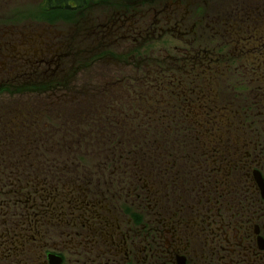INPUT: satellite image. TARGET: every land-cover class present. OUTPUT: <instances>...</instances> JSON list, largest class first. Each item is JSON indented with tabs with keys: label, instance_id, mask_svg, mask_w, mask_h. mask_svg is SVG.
I'll list each match as a JSON object with an SVG mask.
<instances>
[{
	"label": "flooded vegetation",
	"instance_id": "flooded-vegetation-1",
	"mask_svg": "<svg viewBox=\"0 0 264 264\" xmlns=\"http://www.w3.org/2000/svg\"><path fill=\"white\" fill-rule=\"evenodd\" d=\"M81 2L0 0V82L16 75L0 94L27 85L25 64H60V13ZM233 15L248 14H218L212 50L189 12L157 20L158 37L184 40L182 64L102 91L119 106L86 110L78 129L57 99L15 111L0 137V264H264V28ZM134 23L123 37L151 41Z\"/></svg>",
	"mask_w": 264,
	"mask_h": 264
},
{
	"label": "rangeland",
	"instance_id": "rangeland-1",
	"mask_svg": "<svg viewBox=\"0 0 264 264\" xmlns=\"http://www.w3.org/2000/svg\"><path fill=\"white\" fill-rule=\"evenodd\" d=\"M80 1H82L80 4L87 3L86 8L78 12L76 10L70 12L68 10L61 11L59 30L58 28L56 29L57 32L60 31L59 35L62 46L65 45L70 48L71 45H74L71 53L75 48L78 52L80 50H86L87 52L77 54L76 61L79 62H75L76 64H71L70 62L64 64L69 60H66V58L60 59V64H25L24 74L30 77L27 85L12 87L14 89H21L14 90L15 94L11 95L6 92L0 94V137L6 138V129L8 130L11 127V124L7 121L12 122V117L18 114L15 111L23 110V105H38L43 101L49 102L51 98L57 99L55 100L56 105L72 109L71 116L75 112L74 116L77 121L82 120L81 123L76 125V129L81 124H86L87 117L80 118V116H86V110H89L91 114L93 113L92 119L96 120L95 116L98 117L99 115L97 111L100 112L105 105L109 110L118 107L117 99L111 97V94L102 95V91L105 92V90L117 88L121 91L131 92L132 88L137 86L134 79H143L144 77L150 79L144 67L147 66L149 68L153 64H146L143 60L140 61V53H146L147 56L151 55L153 59H158V62L165 59V64H179L177 59L180 56L176 54L174 48L183 47L184 40L164 39V36L157 39V31L160 25L163 26V22L159 26H155V22L157 20L165 21V18L179 19L178 16L182 15V13H188L185 12L187 8L190 11L192 10V12L196 11L195 7L191 4H188V7L187 5L181 6L184 5V1L188 3L190 2L189 0H101L94 3L91 0ZM191 1L192 3L196 1L201 2L206 7L208 15L212 11L209 15L210 19L207 18L205 20V14L198 26L194 27L197 30H199L200 25H203L205 27H203L204 31L207 32L209 26H213L216 23L214 15L221 7L222 11L231 9L235 14L241 12L248 14L244 17L236 15L232 18V20L239 22L244 29H251L253 25H259V28L260 26L264 28V0ZM197 13L201 17L204 12L199 9ZM133 16L139 17L138 19L140 20L134 18L136 21L131 22L129 18ZM50 21L54 23L52 19ZM174 22L176 23L177 20H174ZM133 23L135 27L139 28L142 25L148 26L151 24L150 31L155 29L154 37L147 46L140 47V42L130 45L132 38L130 37L129 40H126L123 37L133 32ZM170 23L173 24L171 20ZM166 26L169 27V24ZM217 26L221 25L218 24ZM130 28L131 30L127 31ZM203 28L200 29L202 30ZM86 32L88 35L83 41H87V47L84 48L85 46L83 47L82 44L85 45V42L81 44V38L82 34ZM49 38L52 40L51 36ZM90 45L91 48H89ZM244 46L247 45L245 44ZM231 49L234 50V47ZM166 58L170 59L171 62H168ZM16 65L20 64H10L13 69H16ZM24 67L19 66L16 72L19 73V69L22 70ZM14 77H12L11 82H0V89H10L11 87L7 86L9 83L16 84L13 80ZM41 78L51 79V82L58 81L55 89H49L45 92L37 91L41 86ZM154 79L159 81V78ZM157 86L158 84L152 81L148 85V88H156ZM26 88L30 89V91L25 92ZM47 93L48 97L45 98L43 95ZM128 101L130 100L125 97L124 104L126 105ZM23 114L25 115V113ZM114 116L115 118H119L118 113ZM136 134L139 135L138 132ZM130 139L132 142L138 141L134 137H130ZM89 143L92 147L85 149L86 147L82 146L84 149L80 150L79 153L91 155L96 150L97 145L93 139L89 140ZM78 150L79 148L75 149L76 152Z\"/></svg>",
	"mask_w": 264,
	"mask_h": 264
},
{
	"label": "trees",
	"instance_id": "trees-1",
	"mask_svg": "<svg viewBox=\"0 0 264 264\" xmlns=\"http://www.w3.org/2000/svg\"><path fill=\"white\" fill-rule=\"evenodd\" d=\"M213 46H211V50H212ZM190 62H192V59H189ZM148 63V62H147Z\"/></svg>",
	"mask_w": 264,
	"mask_h": 264
}]
</instances>
